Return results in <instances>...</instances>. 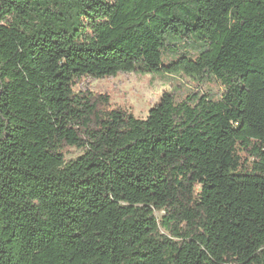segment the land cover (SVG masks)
<instances>
[{
	"label": "trees",
	"instance_id": "16d2710c",
	"mask_svg": "<svg viewBox=\"0 0 264 264\" xmlns=\"http://www.w3.org/2000/svg\"><path fill=\"white\" fill-rule=\"evenodd\" d=\"M132 72L222 92L75 90ZM0 264H264V0H0Z\"/></svg>",
	"mask_w": 264,
	"mask_h": 264
},
{
	"label": "rangeland",
	"instance_id": "374dc122",
	"mask_svg": "<svg viewBox=\"0 0 264 264\" xmlns=\"http://www.w3.org/2000/svg\"><path fill=\"white\" fill-rule=\"evenodd\" d=\"M76 91H90L107 95L112 107L131 111L138 119H145L148 111L163 93H171L175 99L183 100L190 94L216 98L222 92L214 78L196 81L190 77L169 74L119 73L104 79L82 78ZM80 151L69 149L66 158H74ZM162 214H157L160 218Z\"/></svg>",
	"mask_w": 264,
	"mask_h": 264
}]
</instances>
